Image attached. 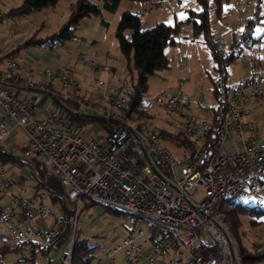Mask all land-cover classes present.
I'll return each instance as SVG.
<instances>
[{
    "label": "built area",
    "instance_id": "2783aa9c",
    "mask_svg": "<svg viewBox=\"0 0 264 264\" xmlns=\"http://www.w3.org/2000/svg\"><path fill=\"white\" fill-rule=\"evenodd\" d=\"M253 5V0H243L236 29H244ZM4 17L0 12V22ZM20 38L22 33L13 36L16 42ZM212 42L217 54L248 67L250 75L228 88L211 146L212 112L202 116L183 91L167 98L166 112L181 115L182 136L194 145L193 150L182 147L179 160L158 143L156 131L127 115L125 81L110 87L99 80L95 100L87 101L79 96L71 72L44 66L43 79L33 80L19 73L16 55L2 60L5 50L0 47V149L24 161L20 167L0 166V194L7 196L5 206H0V220L7 224L0 232V247L16 248L13 264L31 258L35 242L46 245L42 264H71L83 201L119 210L135 221L106 250L112 263L121 253L124 264H240L218 207L225 199L254 191L258 171L264 168V117L246 119L252 105L264 106V56L244 53L253 44L251 37L226 45L217 36ZM85 64L93 70H111L91 60ZM179 67L183 69L182 62ZM57 97L79 104L91 119L113 121L115 130L109 136L100 131L92 137L91 126H79L54 104ZM48 104L54 107L49 109ZM17 128L25 134L19 145L13 142ZM35 160L43 162L62 187L54 203L51 191L32 189L30 194L25 184V179L36 181ZM255 250L264 251V244Z\"/></svg>",
    "mask_w": 264,
    "mask_h": 264
},
{
    "label": "rangeland",
    "instance_id": "374dc122",
    "mask_svg": "<svg viewBox=\"0 0 264 264\" xmlns=\"http://www.w3.org/2000/svg\"><path fill=\"white\" fill-rule=\"evenodd\" d=\"M74 1L57 0L55 5L34 11L29 15H13L11 17L17 23V30L23 26L25 27H23L25 30L22 35L25 40L30 39L32 36L46 38L57 32L67 20L69 7ZM90 1L95 2L99 7L102 5L100 0ZM21 3L22 0H0V12L8 17L11 15L9 13L10 9ZM242 5L243 0L223 1L218 15L214 0H208L205 7L209 13L211 33H215L214 37H221L226 45L231 42L232 35L237 39L242 35L241 30L236 29L237 19L243 15L240 9ZM203 8L204 6L198 0H121L114 12L102 9L100 16L90 15L81 18L72 38L65 39L54 47H50L49 43L30 45L19 51L18 58L22 60V57L29 54L31 49H36L34 57L38 61L37 64L44 63L42 59H38L42 53L48 54L53 59L51 63L53 68L72 72L76 79L80 80L81 78V85L89 92H94L97 88H100L98 86L99 80L106 81L110 87H114L117 80L120 82L125 81L126 88L130 90L133 83H135L136 76L132 55L127 57L121 53L115 36L121 15L126 11L138 15L141 27L151 26L158 22L173 25L177 21L186 18L190 10L200 11ZM261 12H264L263 4ZM181 14H183V18H181ZM102 19L107 24H103ZM0 25V38L7 35L11 38H8L9 42L13 39L10 25L4 20ZM262 34L264 35V15L253 27L252 37L256 40L251 49L257 47L258 37ZM263 43L264 39H261L259 44L263 45ZM249 49H245L244 53L248 54ZM165 55L168 67L157 70L149 76L148 87L142 97L143 107L148 115L136 119V122L145 125L152 131L163 130L177 133L182 125V117L178 114L169 115L166 112L164 103L167 98L172 94H179L180 91H183L185 97L192 98V106L195 110L204 116L206 111H211V108L217 106L216 99L212 94V87L218 72L209 45L203 40L202 35H193L190 23L181 26L179 33L175 35V42L165 47ZM82 58L91 60L99 66L107 65L111 70L108 72L102 69L93 70L85 64ZM180 62L183 63V69L179 67ZM249 75L248 67L229 62L226 67V84L231 88ZM182 79H185L184 84ZM51 105L49 109L54 107L53 104ZM261 114L262 112L258 110L257 116ZM97 125V123L90 125L92 127V137H96L101 133L97 129ZM16 132L17 136L13 142L19 145L25 139V134L19 128ZM158 143L167 147L175 159L179 160L182 157L183 148L181 146H177L167 139H160ZM9 153L13 154L12 152ZM11 166L15 167L17 165L11 164ZM5 168L10 169V166H5ZM176 172L178 173V169H176ZM25 184L27 186L32 185L29 179H25ZM28 189L31 194L32 189L30 187ZM255 198L264 199V185L260 187L257 196L249 195V193L241 196L242 200H254ZM6 203L7 196L1 193L0 206L3 207ZM240 219L239 237L241 244L248 250L255 248L256 243L264 244V217L263 222L255 227L250 225L246 216H241ZM47 220L51 221V219ZM132 223L133 219L131 217L113 215L102 206L94 205L91 208H84L81 205L78 217L77 240H86L87 245L93 247L94 257L91 259V264H96L99 259L106 260L109 264L105 255L106 250L115 245L116 240L126 233ZM6 227L7 224L0 220V232L6 231ZM231 241L236 251L238 241L233 238ZM50 256L54 259L55 251H51ZM116 257H121V253H117ZM13 260V253H7L3 259H0V264H12ZM257 264H264V259Z\"/></svg>",
    "mask_w": 264,
    "mask_h": 264
},
{
    "label": "trees",
    "instance_id": "16d2710c",
    "mask_svg": "<svg viewBox=\"0 0 264 264\" xmlns=\"http://www.w3.org/2000/svg\"><path fill=\"white\" fill-rule=\"evenodd\" d=\"M102 2L101 7H99L95 2L90 0H75L71 3L69 7V15L67 20L59 28L57 32L46 38H36L32 36L28 40H22L15 44L13 48L2 55V60H5L11 55H16L23 48H27L30 45H40L43 43H49L50 47H54L61 43L65 39L72 38L74 36V30L79 23L80 19L85 16L97 15L100 16L102 9L108 12H114L121 0H100ZM204 8L200 11L190 10L188 16L183 20L177 21L173 25L166 24L164 22H158L154 25L141 27L139 16L131 13L129 11L124 12L118 22L115 36L118 41V46L121 53L124 56L132 55L133 66L135 68V83H133L132 88L128 92V100L126 106V113L128 116L135 117L139 119L141 117L147 116L144 104L142 102V97L148 87V78L153 75L157 70L166 69L168 67L167 58L165 55V47L167 45H172L175 42V35L180 31L183 24L190 23L192 25L193 35H202L203 40L209 45L211 50V55L216 64V70L218 72L217 78L213 81L212 94L216 99V108H211L213 118L210 121L211 128L209 131V142L208 146H211L215 140L218 128L221 125V120L223 116V111L226 106L227 96H228V86L226 84V67L231 58L228 56L217 54L213 48L212 33L210 29V18L208 10L205 8L207 6L208 0H198ZM216 5L217 15L220 12L221 3L227 0H214ZM254 5L252 7L251 18L245 24L241 38L252 37L253 27L259 22V19L264 12H261V6L263 0H253ZM57 0H22V3L17 7L10 9L11 16H25L30 13L47 8L49 6L55 5ZM7 16V15H6ZM103 24H107L105 20H101ZM80 96V95H79ZM81 98H84L80 96ZM87 101H94V99H86ZM54 104L60 107V110L73 122H76L79 126H90L92 123H97L100 127V131L106 135H110L115 130V123L109 120H99L96 121L87 116L81 115L84 113V109L77 103L70 100H62L60 98L54 99ZM139 123V122H138ZM141 124V123H139ZM143 125V124H141ZM158 135L161 140L167 139L172 141L177 146L186 147L188 150H193L194 145H191L188 139L183 138L181 130L177 133H170L167 131L159 130ZM182 137V142H177V140ZM15 164L17 166H23L24 161L19 159L17 156L10 154L6 151L0 149V166H10ZM34 177L36 179L35 183L28 185L34 190H48L51 191L50 200L55 202L58 200L59 194L62 192V187L59 184L58 178L49 170V168L41 161H34ZM25 179V177H22ZM264 185V168L262 167L258 171L257 183L253 186V190H248L249 195L257 196L260 187ZM84 208H91L95 204L93 202L83 201ZM113 215H123L127 214L103 206ZM219 211L223 215L224 219L228 224V231L230 238L236 239L238 241L237 255L240 264H257L259 261L264 259V251L257 252L255 248L246 249L240 242L239 237V227L241 225V216H246L249 219L251 226L255 227L263 222L264 217V199H246L242 200L239 198H228L225 199L218 207ZM135 222V221H133ZM65 238V233L62 234L57 243L63 242ZM260 243L254 245L257 246ZM16 248L10 245L0 247V258L9 252H13ZM46 251V245L44 243L35 242L33 244L32 254L36 256H42ZM93 247L87 245L86 240L78 241L76 240L73 246L72 261L71 264H91V259L93 255ZM33 256L31 258V264H33Z\"/></svg>",
    "mask_w": 264,
    "mask_h": 264
},
{
    "label": "crops",
    "instance_id": "0c3cea01",
    "mask_svg": "<svg viewBox=\"0 0 264 264\" xmlns=\"http://www.w3.org/2000/svg\"><path fill=\"white\" fill-rule=\"evenodd\" d=\"M262 4H263V6H264V0H263V2H262ZM262 7V6H261ZM250 18H251V15H252V10L250 11ZM4 21H6L7 23H8V25H10V28H11V30H12V32H13V34H12V36H17L19 33H22V35L24 34V28L22 27L21 29L19 28L18 30L16 29V27L18 28V26H17V23L12 19V18H10V17H7V16H5L4 17V19H3ZM3 20H2V22H3ZM2 22H0V24H2ZM0 27H1V25H0ZM27 27H28V25H27ZM244 30V29H243ZM243 30L241 29V31L240 32H242L243 33ZM212 34H214V33H212ZM8 38L9 37H7V35L6 36H3L2 38H0V47L1 48H3L5 51H8V50H10L11 48H13V46L15 45V44H17V43H19L20 41H22V40H24V37L22 36V38H20L19 40L20 41H15L14 39H12V40H10L9 42H8ZM241 38V37H240ZM239 38V39H240ZM254 38V37H253ZM9 39H11V38H9ZM239 39H237L236 37H234V35H232V40H231V42L232 41H237V40H239ZM258 39H259V41L261 40V39H264V35L262 34V35H260L259 37H258ZM255 38H254V40H253V44H254V42H255ZM259 41H258V45H257V47L256 48H252L251 49V47L253 46V44H252V46L250 47V49H249V51H248V55L249 56H251V57H253V58H255V57H261V56H264V43H263V45H261V44H259ZM230 42V43H231ZM229 43V44H230ZM228 44V45H229ZM23 49H25V48H23ZM22 49V50H23ZM35 52H36V49H31L30 50V53L29 54H27V55H25V56H23L22 57V60H20L19 58H18V60H19V62H20V68H19V73L21 74V75H23V76H27V77H30V78H32L33 80H42L43 79V75H42V67H44V66H50V67H52V65H51V63H52V61H53V59L48 55V54H41L40 55V57H38V59L40 58V60L42 59L43 60V62L44 63H42V64H37V62L38 61H36V59H35ZM19 53V52H18ZM18 53H17V57H18ZM37 57V56H36ZM37 59V60H38ZM83 59V58H82ZM84 60V62H85V59H83ZM35 63V64H34ZM53 68V67H52ZM70 72V71H69ZM72 73V72H71ZM73 74V73H72ZM76 79V78H75ZM76 81H77V83H78V94L80 95V96H82V97H84V98H86V99H94V97L97 95V93L100 91V88H97L96 89V91H94V92H89V91H87L82 85H81V83H80V81H81V78H80V80H78V79H76ZM28 94L29 95H33L34 94V91H32V90H28ZM49 107H51V105L49 106H47V108H49ZM252 107H253V109H252V111H251V113H249L248 115H246V119L248 120V121H256L255 119H257V118H262V117H264V106L263 107H256L255 105H252ZM40 110H41V108L38 110V112H37V115H40ZM260 111V112H262V114L261 115H258L257 116V111ZM97 128H98V125H97ZM47 222H49L48 220H46ZM9 253H13V256H14V260H13V262H12V264L15 262V255H14V251L13 252H9ZM6 255V254H5ZM4 255V256H5ZM4 256H2L0 259H3L4 258ZM32 256H33V259H34V261H33V264H42V256H43V254H42V256H36L35 254L33 255L32 254ZM32 258V257H31ZM31 258H24L19 264H31ZM109 261V264H124L123 263V258H122V255H121V257H119V258H117V262H115V263H112L110 260H108ZM96 264H108V262H106V260H101V259H99L98 261H97V263Z\"/></svg>",
    "mask_w": 264,
    "mask_h": 264
},
{
    "label": "water",
    "instance_id": "95a60500",
    "mask_svg": "<svg viewBox=\"0 0 264 264\" xmlns=\"http://www.w3.org/2000/svg\"><path fill=\"white\" fill-rule=\"evenodd\" d=\"M81 115H84V116H87V117H89V118H92L91 116H88L87 114H84V113H81ZM139 145H140V147H141V149H142V152L145 154V151H144L142 145H141L140 143H139Z\"/></svg>",
    "mask_w": 264,
    "mask_h": 264
},
{
    "label": "snow or ice",
    "instance_id": "6c2138e0",
    "mask_svg": "<svg viewBox=\"0 0 264 264\" xmlns=\"http://www.w3.org/2000/svg\"><path fill=\"white\" fill-rule=\"evenodd\" d=\"M181 18H183V14H181Z\"/></svg>",
    "mask_w": 264,
    "mask_h": 264
}]
</instances>
